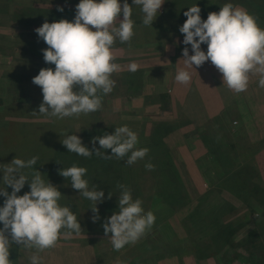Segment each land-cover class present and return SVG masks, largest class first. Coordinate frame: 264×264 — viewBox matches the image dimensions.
<instances>
[{"label": "clouds", "instance_id": "1", "mask_svg": "<svg viewBox=\"0 0 264 264\" xmlns=\"http://www.w3.org/2000/svg\"><path fill=\"white\" fill-rule=\"evenodd\" d=\"M133 3L141 7L143 24L149 26L165 0H133ZM58 11L62 12L63 8ZM200 13L198 5L183 13L187 19L179 31L184 35L182 55L185 65L201 67L210 61L222 74L223 83L236 93L247 90L250 75H259V85L264 87V29L258 25L257 18L232 3H226L218 13L210 12L206 20ZM131 17L132 7L127 0L122 5L120 0H80L74 21H46L35 29L38 37L48 45L42 50L45 63L55 65L54 69L42 68L32 78L43 94L39 114L64 119L101 110L103 96L115 87L112 75L121 71V66L114 62L113 46L117 40L130 42L134 36ZM202 44H207L206 53ZM187 45H191L194 54L189 55ZM139 68L136 62L128 65V70L133 73ZM175 79L186 85L190 83L191 75L180 70ZM96 141L100 149H111V155L95 148ZM61 143L68 152L85 158L93 154L107 159L127 157V165L143 160L149 153L148 148L136 147L138 136L127 125L117 127L114 134L93 137L91 150L77 135H68ZM38 159L36 156L27 161L14 158L0 168L5 185L0 188V196L5 197L3 207H0V223L3 224L0 228V264H12L9 257L13 243L42 252L56 247L62 235L67 238L82 231L70 207L59 203L62 193L57 186L46 182L37 170L31 179L22 174V169L34 167ZM145 168L153 171L155 166L149 162ZM87 171L85 167L73 165L61 169L59 175L70 178L71 187L93 202L91 210L95 215L92 220L96 222L100 219L97 204L103 202L105 194L95 187L89 189V182L84 178ZM26 183L30 191L17 195ZM7 187H11V193ZM117 187L121 189L119 211L107 217L102 226L105 236L111 233L113 249L119 251L146 235L156 217L151 211L145 212L140 199L133 200L131 189L126 185L118 184ZM111 196L109 192L108 199ZM30 259L31 264H40L38 254Z\"/></svg>", "mask_w": 264, "mask_h": 264}, {"label": "rangeland", "instance_id": "2", "mask_svg": "<svg viewBox=\"0 0 264 264\" xmlns=\"http://www.w3.org/2000/svg\"><path fill=\"white\" fill-rule=\"evenodd\" d=\"M185 1L188 2L190 0ZM255 1L260 2L259 0ZM31 2L32 0H0V97L4 99L6 105L12 103V99L17 101L22 100L23 105L28 107L40 105L43 102L42 89L32 82V78L37 76L42 68H55V65L45 63L42 50L46 49L48 45L35 32V29L41 27L43 24L37 25V23L32 22L20 25L16 24L11 17L10 12L13 6L17 4L29 5ZM58 3H62L70 12H62L59 17L51 18L50 20L54 22L60 20L74 21L77 3L71 4V2L66 1ZM226 3H232L234 6H240V8L246 10L244 0L241 1V5H238V0H227ZM246 11L248 12V10ZM72 12L73 16H71ZM249 13L256 18L259 17V13L255 10L251 11L250 9ZM257 23L264 29V22L262 20H257ZM182 47H184L183 42ZM187 47L189 55L194 54L191 50V45ZM201 48L206 52L207 44H202ZM182 51L183 48L178 49L176 54L182 59L181 63H184ZM167 53L169 54L164 45L152 42L147 43L143 49H128L123 45L121 55L119 54L120 57L117 59L120 63L127 58H132L131 61H135L143 57L145 64L148 66L144 73L141 92L138 95H132L130 98L122 99L120 104L123 103V107L119 106L113 110L111 109L110 98H107L106 102L102 101L101 112H93L87 115V119L93 118L98 122L105 120L112 122L114 129L109 134H114L117 127L127 125L138 136L139 143L136 147L149 149L148 155L142 161L139 160L138 168L142 170L140 175L144 180H139L141 188L136 190L139 192V195L134 196L133 200L140 199L145 212H153L156 217L154 226L138 242L126 245L119 251L113 249L110 239L111 235L97 236L95 233L85 235L82 232L80 234L73 233L67 238L62 235L56 247L42 252H37L36 249H25L13 243L10 248L9 257L11 258V256L15 255V261L12 264H31L30 258L34 254L39 255L41 264V260L44 259L46 262V259L51 256V251L55 253V256L62 254L61 260L63 264H121L119 262L121 260L122 264H127L131 258L135 260L142 257L140 260H144L146 257L154 255L158 257V254L160 258H154L158 260L159 264H222L221 257L228 245H223L222 243L211 245L209 242V234L215 232L216 220L218 223H223L224 225L230 224V227L236 228L231 234L233 242H235L234 244L238 246L240 243L246 244L245 236L254 229L260 235L259 239L256 240V244L259 242L264 243V199H254L248 203L240 201V203L234 201L226 193L222 194L223 191L232 194L226 189L230 187V184L226 181L221 182L220 188L219 185L214 186L217 174L220 173L221 164L216 155L210 153L203 142V138L209 137V135H213L212 137L216 141L221 139L224 142V151L229 152V156L234 155L235 151H237L235 147H232V145L235 146L234 143L254 148L264 143V105L257 106L255 100H250V96L252 95L251 90L254 89L252 86L253 81L249 82L246 91L233 95L234 97L230 99L226 108L206 125L205 130L199 132V134L196 133L197 135L193 137L194 139L196 138L195 141L191 138L189 142V137L183 141V144L187 142V144L190 143L189 146L194 147L195 145L196 151L201 150V154L194 155V158L202 166L199 164V166L194 167L192 156L190 157V155L185 154L186 150L184 152L185 146L183 144V150L179 148L180 155L176 153L178 158L174 154L171 155V149L163 138L174 168L177 170V178L187 192L188 197L182 208L179 209L174 206V209H171L167 206H162L164 205L160 203L162 196L153 195L154 188L158 187L161 182L159 179L158 181H154L153 173L145 168L146 163H151L149 156L157 150L154 144L155 134L148 135L147 133H149L153 125L160 121H170L178 124V127L174 130L185 125L183 119L179 117L175 119V116L172 118V114L175 113L176 109L175 102H179L180 100L181 90L178 83L174 84L173 82L175 81V75L172 70L167 65H162V61H167L168 59ZM150 59L156 60L158 63L150 64L148 63ZM204 64L201 67L213 66L210 61H206ZM162 91L170 95V102L175 101L171 111L162 110L159 107L157 94ZM121 93H123L122 89ZM108 112L110 113L108 114ZM44 119L51 121L55 117L48 116ZM68 119L67 117L66 121ZM42 120L43 118L31 119L23 116L18 118V121ZM80 120L81 115L80 118L74 119V124H72L74 125L73 134L80 137L83 144L92 143L93 137L104 135L101 133H87L89 135L84 136L81 127L85 124H81L82 126H80ZM0 123L3 125L4 120L0 119ZM15 137L21 138L20 136ZM207 142L209 143V140ZM15 144V140L7 141V146H14ZM95 145H99V142L96 141ZM174 147L176 150L180 146ZM202 147H205L207 151L202 149ZM0 151L8 152V150L3 149L1 146ZM231 158L235 159L236 156ZM258 158L262 159L261 157ZM70 159L67 157L63 163L70 167L76 165L70 163ZM120 160L113 157L114 167ZM122 160L126 163L127 157ZM134 164H137V162ZM253 166L260 170L259 172L263 176L264 187V163L259 162ZM21 172L29 178L30 175L26 169H22ZM2 180L3 172H0V188L5 187ZM135 181L137 182V179ZM124 183L127 186V182L124 181ZM27 185L28 183L25 184L19 195L26 191ZM6 190L9 193L12 191L11 187H7ZM74 194L68 195L72 197ZM4 200L5 197L0 196V207H3ZM61 200L65 201L64 198ZM171 207L173 208V206ZM107 209L106 213L111 216L113 213L119 211V206L113 209L114 212L109 207ZM103 221L105 222V220ZM2 227L3 224L0 223V228ZM154 238L157 240L155 249L150 250L147 248V244L149 241H153ZM244 250H242L243 254ZM201 252L202 256L198 258ZM125 260L126 262L124 263ZM151 260L136 261L133 264L146 263ZM236 264H244V262L239 260Z\"/></svg>", "mask_w": 264, "mask_h": 264}, {"label": "trees", "instance_id": "3", "mask_svg": "<svg viewBox=\"0 0 264 264\" xmlns=\"http://www.w3.org/2000/svg\"><path fill=\"white\" fill-rule=\"evenodd\" d=\"M64 1L71 2V4H78L80 2V0H32L29 5L17 4L13 6L10 14L14 22L20 25H26L32 22H35L38 25L43 24L46 21L52 23L54 21H51V18L59 17L62 12H70L66 6L62 5V3H58ZM123 1L124 0H120V3L123 4ZM241 1L243 0H238V5H241ZM259 1L260 2H256L255 0H244V6H246L248 12L250 9L251 11L255 10L258 12L259 17H257V20H262L264 22V0ZM127 2L132 7L131 19L134 22V36L130 42L121 43L117 40L113 46V52L116 56L114 62L121 66V71L112 75V79L116 82L115 87L110 94L104 95L102 99V101L106 102L107 98H110L112 110L119 106L123 107L124 104H120L122 99L130 98L132 95H138L141 92L143 88L144 73L148 67L147 64H145L143 57H140L135 61H131L132 58H127L120 63L117 59L120 57L119 54L121 55L123 45L128 49H143L146 44L150 42L164 45L169 54L167 53L168 59L167 61H162V65H167L176 77L178 71L189 70L185 63H181L182 59L176 54L178 49L185 47L184 45V47L181 48L184 35L179 31V28L187 19L183 13L186 12L189 7L198 5L201 9V18L206 20L210 12L218 13L221 10V7L226 4L227 0H190L188 2L185 0H165V3L157 14L158 16L153 21L152 25L149 26L143 24L144 14L141 11V7L134 5L133 0H127ZM53 5L55 6L53 7ZM59 8H63V11H58ZM71 16H73V12L71 13ZM122 18L121 15V19ZM132 62H136L140 65L139 70L135 73L128 70V65ZM148 63L156 64L158 61L150 59ZM121 89L123 93H121ZM129 92L130 94H128ZM157 97L159 107L162 110H172L170 95L167 92L162 91L157 94ZM23 104L22 100L17 101L12 99V103L6 105L4 99L0 97V109H2L0 111V119L4 120L3 125L0 123V146L3 147V149L5 148L8 150V152L0 151V161L2 163L0 168L11 163L15 157L25 161L34 156L38 157L39 162H37L34 167L25 168L27 172H29V179H31L32 175L37 170L41 173L42 178L46 182L49 181L54 186H57L58 190L62 193L61 199L64 198L65 200H60L59 203L61 206L70 207V210L77 216L78 222L81 225L82 234L92 235L95 233L97 236L105 235L102 226L104 223L103 220L110 217V215L106 213V210H108L107 208L109 207V209H112L111 211L114 212L113 209L118 206L121 189H119L117 185H126L124 183V181H126L127 187L131 189V193L134 194L132 197L139 195V192L136 191L141 188L139 180H144L140 175L142 170H139L138 168L139 160L137 161V164L127 165L121 159L114 167L112 161L113 158H101L95 154L90 158H85L75 153L68 152L67 148L61 143V141L68 135H74V125L72 124H74V119L78 117H68V121H66L67 117L64 119H58L55 117V119L48 121L44 119L48 117L47 115L38 113L40 105L28 107ZM33 112H36V114ZM99 112H101V110L94 113ZM109 113L110 112H108V114ZM176 114L178 115H175V119L182 117L180 113ZM87 115L81 114V120L79 121V123L81 122L79 124L80 126H82L81 124H85L81 127L84 136L89 135L87 133H101L103 135L105 133L109 134L113 132L114 124L109 122V120L98 122L93 118L87 119ZM21 116L31 119L43 118V120L18 121V118ZM176 127H178V124H174V122L160 121L153 125L149 133H147L148 135L152 133L155 134L154 144L156 145L157 150H155V152L149 157L151 158V163L155 166V169L151 171L154 175V181H158L159 179L161 182L158 187L154 188L155 191L153 192V195H161L162 199H160V203L164 204L162 206H167L171 209H174V206L179 209L182 208L188 197L184 186L180 184L177 178V170L174 168L171 156L163 142V137ZM15 136H20L21 138ZM203 139V142L207 144V139ZM10 140H15L16 144L14 146H7V141ZM220 141L221 139L218 141H216V139H210V145L208 147L209 152L214 153L221 164L220 173L217 174L214 186L219 185L220 188L221 182L227 181L229 182L230 187L226 189L242 202L248 203L254 199L263 200V176H261L259 170L251 168L245 163L242 164L240 162L242 157L238 156L233 159L231 157L234 155L229 156V152L219 150L217 144ZM84 145L90 150L94 147L92 143H85ZM214 147L215 150L213 149ZM232 147H234V145H232ZM95 148L100 149V145H95ZM212 149L213 152H211ZM100 150L105 151L106 155H111V149ZM67 157L71 158L69 161L70 163L76 164V166L79 167H85L88 170L84 178L88 180L90 190L95 187L98 190H102L105 194L103 202L97 204L100 219L96 222H93L92 220L93 215H95L91 210V208L94 207L93 202L80 195L79 190L71 187L70 178L66 179L59 175L61 169H67L70 167L63 163ZM135 179H137V182ZM26 188L27 189L24 193L30 191L29 184ZM109 192L112 193L111 199H108ZM71 193L75 194L70 197L68 194ZM23 194H21V196ZM17 195H19V193ZM171 206H173V208ZM215 223H217L215 226V232L209 234V242L211 245H218L220 243L228 245L221 257L222 264H236L239 260L244 262V264H264V243L259 242L256 244V240L260 237L258 232H256V229L251 230L245 236L246 244L240 243L238 246L237 244H234L235 242H233L231 234L236 228L233 229L230 227V224L224 225L223 223H218L217 220ZM108 235H111V233ZM151 241L148 242L147 248L154 250L157 240L154 238L153 241ZM242 250H244V254ZM201 256L202 252L198 255V258ZM154 257L160 258L158 254V257L154 255L152 257H146L144 260H151ZM141 258L142 257L135 260L132 258L130 260L127 259L129 260L127 264H133L136 261H144L140 260ZM156 258L150 262H142L141 264H159ZM9 259H11L12 262L15 261V255L11 256ZM119 262L122 264V260ZM125 262L126 260L124 263Z\"/></svg>", "mask_w": 264, "mask_h": 264}, {"label": "crops", "instance_id": "4", "mask_svg": "<svg viewBox=\"0 0 264 264\" xmlns=\"http://www.w3.org/2000/svg\"><path fill=\"white\" fill-rule=\"evenodd\" d=\"M188 72L191 74L190 84L188 83L189 85L179 83L176 81V79L175 81H173L174 84L178 83V85L180 86L179 89L181 90V96L179 102H175L174 100L173 102H171L172 106H174V102L176 104L175 113L172 114V118H174L175 115H178L176 113H180L182 115L181 119L185 121V125H182L183 127L177 130H172V132L166 134L163 138L166 144L171 149V155L174 154V156L177 158L178 156L176 155V153H180L179 148L183 150L182 147L185 146L186 148L184 147V152L186 150L185 154L190 155V157L192 156V163L195 167L199 166L200 163L195 160L194 155H200L201 150L196 151L197 148L194 144V147L189 146L190 143L187 144V142H184L183 144V141H185V139H187L188 137L189 142L191 138L193 139V141H195L196 138L194 139L193 137L197 135L196 133L199 134V132L205 130L204 128L206 127V125L213 119H215V117L226 108V106L229 104L230 99L237 93L233 90H230L227 87L226 83H223L222 74L216 69L214 65L212 67L193 66L189 68ZM260 78L261 77L259 75H250L249 79V82L253 81L252 86L254 88L253 90H251L252 95L250 96V100H255V102H257V106L264 105V87H261L259 85ZM212 136L213 135H209V137L206 136L205 138L207 140H214V137ZM234 144V147L237 150L235 151L234 156L242 157L240 160L242 164L245 163L251 168L256 169V167L253 165H257L259 162L264 163V143L256 148L250 146L244 147L241 144L238 145V143ZM209 145L210 144L207 142L205 147L208 148ZM174 146L180 147L175 150ZM205 147H202V149L206 150ZM217 147H219V150H224V142L220 141L217 144ZM213 149L215 150V147ZM213 149L211 150V152H213ZM258 157H261L262 159ZM200 166L202 165L200 164ZM224 193L229 195V197L236 202L241 201L232 194L223 191L222 194ZM50 255L51 256L46 259V262L44 259L41 260V264H63L61 260L62 254L55 256V253H52L51 251Z\"/></svg>", "mask_w": 264, "mask_h": 264}]
</instances>
